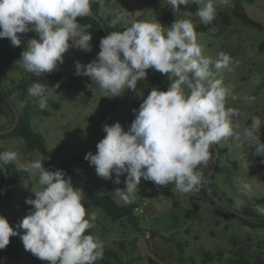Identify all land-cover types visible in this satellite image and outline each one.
Returning a JSON list of instances; mask_svg holds the SVG:
<instances>
[{"label": "clouds", "instance_id": "9594fccd", "mask_svg": "<svg viewBox=\"0 0 264 264\" xmlns=\"http://www.w3.org/2000/svg\"><path fill=\"white\" fill-rule=\"evenodd\" d=\"M229 2L168 0V5L176 16L181 5L196 4V16L210 24L217 6ZM93 3L103 5L104 0H0V39L7 38L18 47L23 43L20 34L35 32L37 36L27 40L19 60L32 76L41 77L58 70L70 48L92 51L90 27L77 18L93 15ZM118 20L111 21L113 27ZM99 48L89 63H75V75L89 77L110 93L109 97H119L125 89L136 91L138 81L147 78L150 68L171 81L166 91H150L133 110L135 118L127 130L119 121L104 124L105 135L97 150L85 155L104 180L119 185L120 177L127 174L125 187L114 190L124 204L133 202L142 178L158 187L174 184L180 193L198 190L202 173L197 167L212 159L210 149L224 138L232 137L238 145L254 149V156L264 157V142L259 137L262 120L253 117L240 130L238 119H234L240 116L239 111L226 109L227 89L215 73L231 70V56L221 52L215 61L205 56L190 19H175L170 27L134 21L125 30L102 37ZM55 87L36 80L28 87L27 96L45 110L50 89ZM17 156L12 150L0 151V171L17 161ZM17 170L38 178L41 188H32L35 198L25 201L32 209L16 227L0 215V249L9 245L10 237L19 236L26 251L49 264H96L103 259V242L85 234L96 216L88 214L84 192L72 178H66L62 169L46 168L42 159L17 165ZM241 190L250 193L251 185L242 182Z\"/></svg>", "mask_w": 264, "mask_h": 264}, {"label": "rangeland", "instance_id": "374dc122", "mask_svg": "<svg viewBox=\"0 0 264 264\" xmlns=\"http://www.w3.org/2000/svg\"><path fill=\"white\" fill-rule=\"evenodd\" d=\"M155 3L162 4L174 19H159L153 12L152 6ZM242 3L251 18L264 24V0H242ZM197 8L196 4L181 5V10L175 16L168 0H112L100 12L103 17L111 16L113 20L119 17L118 23L122 30L134 21L159 22L164 27H170L175 19H190L205 56L215 61L219 53L224 52L233 60L231 70L224 69L220 73H215L214 68L212 70L216 78H222L223 86L227 89L226 109L239 111L240 116L234 119H238L242 130L253 117L261 120L264 118V51L259 49L260 43L264 41V30L248 26L235 17L232 12L233 0H230L227 6H217L215 19L219 21L220 30L209 28L204 31L199 28L204 23L196 16ZM221 12L231 16L228 24L220 21ZM88 31L92 33V51L70 48L65 53L64 63L59 66L58 70L64 72L63 80L69 86L67 89L55 87V81L46 74L41 77L32 76L22 67L20 60L1 67V78L7 86V96L18 111L21 104L13 80L19 83L26 79L30 81V85L39 80L46 87H55L50 89L45 110H40L38 104L31 99L34 104L32 126L44 136L50 150L60 149L66 157L78 153L87 154L89 151L95 153L97 143L105 135L104 124L119 121L127 130L135 118L133 110L139 108L150 91L153 88L166 91L171 83L166 74L150 68L147 70V78L138 81L136 91L125 89L121 96L109 97L110 93L101 90L89 77L75 75L77 61L87 64L100 51V32L96 29ZM245 97L252 99L245 100ZM11 121L12 113L0 100V124L8 127L12 125ZM5 146L17 152L18 165L35 159L44 160V165L50 162L49 158L36 150L27 152L22 137L6 140ZM217 146L219 154L216 163L214 164L212 147V159L197 167V171L202 173V183L196 191L180 193L175 190L174 184L158 187L151 181L141 179L133 200L138 204L135 214L139 216L140 230H136L125 219L113 221L95 205L91 195L86 194L85 207L88 214H95L96 219L90 221L93 227L86 230L85 234H92L103 242V259L111 264H151V258L161 264H226V258L235 246L232 238L249 239L253 249L258 245L264 246V229L248 227L238 218L218 216L215 210L219 203L202 191L206 187L204 172L208 173L212 168V181L222 189L221 200L226 205L240 211L249 206L255 213L264 215V157L254 156V149L251 151L247 145H238L232 137L222 139ZM86 164L94 177L102 179L96 175L95 167L89 161ZM49 169H57L56 163L51 161ZM126 176L125 173L120 177L119 185L113 183V180H106L120 204L124 203L114 190L125 187ZM242 182L251 185L250 193L245 194L241 190ZM33 187L37 190L41 188L38 178L30 177L27 173L21 175L14 201L9 205L6 202L0 205V215L5 216L13 227L30 213L32 206L25 201L28 197L35 198ZM194 204L198 205V215L186 218L188 208ZM109 250L116 256L107 254L106 251ZM202 250L209 251L215 259L211 262L204 261ZM219 252L224 254L222 259H219ZM0 264L49 262L33 256L25 250L19 236H12L9 245L0 249ZM96 264L104 263L100 259Z\"/></svg>", "mask_w": 264, "mask_h": 264}, {"label": "trees", "instance_id": "16d2710c", "mask_svg": "<svg viewBox=\"0 0 264 264\" xmlns=\"http://www.w3.org/2000/svg\"><path fill=\"white\" fill-rule=\"evenodd\" d=\"M112 0H104L103 5L99 3H93L91 5L93 15L77 18L82 25L89 26L91 30L96 29L100 32L101 37L106 36L103 28L100 23L96 19L95 15H99L101 20L103 21L107 33L109 34L112 31H123L120 27L119 23H117L114 27L111 24L113 20L111 16L103 17L101 15V9L105 5L109 4ZM154 14L162 20H173V15L160 3H155L152 6ZM233 15L241 21L251 27H254L259 30H264V24L258 20H255L249 16V14L245 10V6L242 3V0H233ZM231 16H229L225 12H221L220 21L228 24ZM200 29L206 31L209 28H213L216 31L220 30L219 21L214 19L210 24H200ZM37 34L33 31H29L21 36L23 43L18 47H13L10 45L4 55L0 60V85L6 89V85L2 81L1 78V67L4 65L15 64L19 61L21 57V53L24 50L25 44L28 39L36 37ZM9 41L7 38H3L0 40V52ZM259 49L264 51V41H262L259 45ZM46 75L55 81L56 85H59L58 88L61 90L67 89V86L63 80L64 72L61 70H54L51 73H46ZM157 80V79H156ZM158 81V80H157ZM13 83L16 84V88L18 90V99L21 104L20 108V118L16 127L9 133H0V151L9 150L6 146V140L12 139L15 137H22L25 141V148L27 152L38 151L43 156L50 159V162H46L45 167H51V161L56 163L57 169H62L66 173V178L71 177L72 182L76 187H79L83 192L84 196L86 194H90L95 205L101 208L113 221H121L126 220L136 230H140L139 227V216L135 214V210L138 207L136 202H132L130 204H120L113 196L112 190L107 186V181L104 179H98L92 175L88 166L86 164L87 160H85V153H78L71 157H66L62 154L60 149L50 150L44 136L37 130H35L32 126V116H33V101L31 98L27 96V89L30 86V81L23 79L21 82L17 83L13 80ZM6 91V90H5ZM0 100L4 102L10 112L12 113V120L14 121V114L12 112L11 107L5 100L1 88H0ZM58 106V103H55ZM13 121H11L13 123ZM9 122V121H6ZM10 122V123H11ZM251 122H249L250 124ZM10 127V126H8ZM5 124H0V129L8 128ZM262 139L264 140V126L261 129ZM17 161L7 164L6 169L8 172L7 175V196H6V205H9L16 198V191L19 188L21 175L26 174L23 172H19L17 170ZM206 173L204 172V181L206 179ZM264 179V175H262ZM6 182V175L4 170L0 171V201L3 194L4 184ZM211 187L215 194L222 199L223 191L221 188L217 186L215 182H211ZM204 195L208 196V191L206 187L202 188ZM198 205L194 204L193 207L188 208L185 217L189 218L192 216H197ZM216 214L220 217H233L238 218L244 225L251 228H262L264 229V215H259L253 211V209L249 206L244 207L242 212L244 214L255 216L254 220H248L244 217L234 214L230 210L224 208L220 204L215 210ZM232 242L234 243V248L231 250V254L226 258V264H264V246H257L256 249L252 248V245L249 244V239H239L232 238ZM204 258V261L211 262L215 259L214 255L211 254L207 250L201 251ZM107 254L115 255L112 251H106ZM219 259H222L224 254L219 252ZM104 264H111L107 259H102ZM151 264H161L160 262L150 259ZM131 264V263H126Z\"/></svg>", "mask_w": 264, "mask_h": 264}, {"label": "water", "instance_id": "95a60500", "mask_svg": "<svg viewBox=\"0 0 264 264\" xmlns=\"http://www.w3.org/2000/svg\"><path fill=\"white\" fill-rule=\"evenodd\" d=\"M95 17L98 20V22L100 23L101 27L103 28L105 35H108L107 30H106V27H105L103 21L101 20L100 16L99 15H95ZM24 34L25 33H22L20 35L23 36ZM10 45H11V42L9 40L6 43V45L4 46V48L2 49V51L0 52V60H1L2 56L4 55V53L6 52L7 48ZM0 88H1V91H2V94H3L4 98H5V100L7 101V103L9 104V106L11 107L12 112L14 114V121H13L12 125L10 127L6 128V129H0V133H9V132H11L16 127L17 123L19 122L20 114H19V111H18L17 107L14 105V103L7 96V93L4 90V88L1 85H0ZM263 124H264V118L262 119L261 125H260V128H259V137H260L261 142H263L262 137H261V129L263 127ZM212 147L214 149V161H215L214 164H215L216 163V159H217L218 154H219V148H218L217 144H215V143L213 144ZM3 170H4L5 175H6V182L4 184L3 194H2L1 201H0V205L3 204L6 201V196H7V180H8L7 175H8V172H7V169H6V166L5 165L3 166ZM205 181H206V189L208 191V194L215 201H217L221 206H223L224 208L230 210L234 214L239 215L241 217H244V218H246L248 220H254L255 219V216H250V215L244 214L242 211L236 210V209H234V208L226 205L221 200V198L215 194V192L213 191V189L211 187V182H212V168L209 169Z\"/></svg>", "mask_w": 264, "mask_h": 264}]
</instances>
